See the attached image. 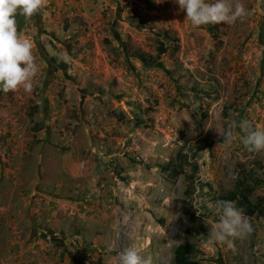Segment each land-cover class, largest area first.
<instances>
[{
    "label": "rangeland",
    "instance_id": "374dc122",
    "mask_svg": "<svg viewBox=\"0 0 264 264\" xmlns=\"http://www.w3.org/2000/svg\"><path fill=\"white\" fill-rule=\"evenodd\" d=\"M57 1L17 28L32 91L0 92V264H119L130 247L171 264L189 227L199 264H264V217L237 200L253 232L208 242L221 197L264 199V152L224 143L232 121L264 125V0L199 27L175 0Z\"/></svg>",
    "mask_w": 264,
    "mask_h": 264
},
{
    "label": "clouds",
    "instance_id": "9594fccd",
    "mask_svg": "<svg viewBox=\"0 0 264 264\" xmlns=\"http://www.w3.org/2000/svg\"><path fill=\"white\" fill-rule=\"evenodd\" d=\"M185 13L192 27L208 24H233L248 15V9L239 0H175ZM46 0H0V92L7 93L23 89L31 92L33 80L38 71L33 54V43L22 39L17 28V16L26 24L45 5ZM258 11L264 14V7L258 4ZM237 129L239 131H237ZM239 139L248 153L264 152V125L253 128L245 119L232 121L224 132V143L231 145ZM214 210L218 221L209 232L210 244H222L232 248L235 240L247 238L253 232V225L234 202L216 201ZM119 264H152L151 256H141L136 247L119 253Z\"/></svg>",
    "mask_w": 264,
    "mask_h": 264
},
{
    "label": "trees",
    "instance_id": "16d2710c",
    "mask_svg": "<svg viewBox=\"0 0 264 264\" xmlns=\"http://www.w3.org/2000/svg\"><path fill=\"white\" fill-rule=\"evenodd\" d=\"M148 5L150 2L147 3ZM150 8V6H147ZM165 35V33H164ZM167 37V35H165ZM166 52V47L163 44H160L157 47V57L154 58L152 56H145L142 54H138L136 56L143 64H152L155 63L158 59V56L163 55ZM168 170H174L169 165H166ZM166 170V171H168ZM249 192V191H248ZM221 200L233 201L237 200L238 205L245 208V214L250 217H264V199L258 198L255 202L249 201V199L244 195L239 197L236 192H230L227 196L221 197ZM200 234L199 231L195 227H189L185 231L184 241L176 246L173 252V258L171 264H199L195 255L197 254V244L194 241L193 235Z\"/></svg>",
    "mask_w": 264,
    "mask_h": 264
},
{
    "label": "crops",
    "instance_id": "0c3cea01",
    "mask_svg": "<svg viewBox=\"0 0 264 264\" xmlns=\"http://www.w3.org/2000/svg\"><path fill=\"white\" fill-rule=\"evenodd\" d=\"M57 1V0H56ZM61 1H64V0H61ZM60 1V2H61ZM78 1V0H77ZM88 1H93V0H88ZM57 2H59V1H57ZM60 2H59V4H60ZM82 2V1H81ZM64 4V3H63ZM83 5H84V3H82ZM83 10H85V9H83ZM39 12L37 13V14H35L34 15V17L32 18V22L34 23V25H38L37 24V22H38V20H40L39 19ZM32 22H31V24H32ZM17 25H18V28L20 29V28H24L25 26H26V23H25V21H24V19H23V17H21V16H17ZM28 25H30V24H28Z\"/></svg>",
    "mask_w": 264,
    "mask_h": 264
}]
</instances>
